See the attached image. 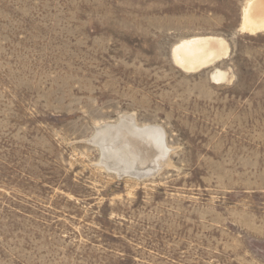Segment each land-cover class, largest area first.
I'll return each mask as SVG.
<instances>
[{
    "label": "rangeland",
    "instance_id": "374dc122",
    "mask_svg": "<svg viewBox=\"0 0 264 264\" xmlns=\"http://www.w3.org/2000/svg\"><path fill=\"white\" fill-rule=\"evenodd\" d=\"M247 0H0V264H264V32ZM220 37L187 73L172 48ZM215 69L225 78L212 80ZM168 149L119 176L96 128Z\"/></svg>",
    "mask_w": 264,
    "mask_h": 264
},
{
    "label": "bare ground",
    "instance_id": "6f19581e",
    "mask_svg": "<svg viewBox=\"0 0 264 264\" xmlns=\"http://www.w3.org/2000/svg\"><path fill=\"white\" fill-rule=\"evenodd\" d=\"M239 31L248 35L264 32V0H247L242 8ZM228 43L220 37H194L181 40L172 48V58L181 71L192 73L213 66L226 58ZM225 74L215 69L212 80ZM93 143L101 149V162L119 176L143 179L156 174L166 160L168 149L157 126H138L133 116H121L115 124L96 128Z\"/></svg>",
    "mask_w": 264,
    "mask_h": 264
}]
</instances>
